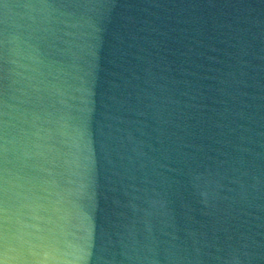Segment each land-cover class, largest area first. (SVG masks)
Wrapping results in <instances>:
<instances>
[{
	"label": "water",
	"instance_id": "1",
	"mask_svg": "<svg viewBox=\"0 0 264 264\" xmlns=\"http://www.w3.org/2000/svg\"><path fill=\"white\" fill-rule=\"evenodd\" d=\"M0 264H264V0H0Z\"/></svg>",
	"mask_w": 264,
	"mask_h": 264
}]
</instances>
